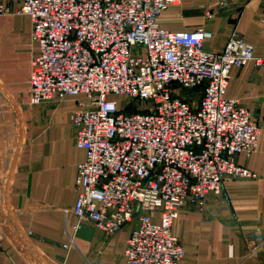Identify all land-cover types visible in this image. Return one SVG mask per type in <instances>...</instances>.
Returning <instances> with one entry per match:
<instances>
[{
    "label": "built area",
    "instance_id": "built-area-1",
    "mask_svg": "<svg viewBox=\"0 0 264 264\" xmlns=\"http://www.w3.org/2000/svg\"><path fill=\"white\" fill-rule=\"evenodd\" d=\"M174 1L22 0L15 11L38 45L30 105L78 98L69 119L85 159L74 216L107 238L130 226L126 264H186L172 233L181 211H202L226 181L257 178L237 157L258 151L260 126L225 93L233 68L264 67V57L236 31L211 53L202 28L162 29Z\"/></svg>",
    "mask_w": 264,
    "mask_h": 264
},
{
    "label": "crops",
    "instance_id": "crops-1",
    "mask_svg": "<svg viewBox=\"0 0 264 264\" xmlns=\"http://www.w3.org/2000/svg\"><path fill=\"white\" fill-rule=\"evenodd\" d=\"M21 1L0 0L11 12L0 13V264H126L130 226L107 238L74 216L77 165L85 159L69 119L78 98L30 105L38 45L30 18L15 13ZM207 12L215 16L208 20ZM158 23L172 32L204 29L211 53L236 31L264 57V0H175ZM225 96L240 99L260 126L258 151L237 157L257 178L226 181L202 211H181L172 233L186 264H264V67L233 68Z\"/></svg>",
    "mask_w": 264,
    "mask_h": 264
},
{
    "label": "trees",
    "instance_id": "trees-1",
    "mask_svg": "<svg viewBox=\"0 0 264 264\" xmlns=\"http://www.w3.org/2000/svg\"><path fill=\"white\" fill-rule=\"evenodd\" d=\"M183 99L184 100L188 99V97H187V95L185 93L183 94Z\"/></svg>",
    "mask_w": 264,
    "mask_h": 264
}]
</instances>
